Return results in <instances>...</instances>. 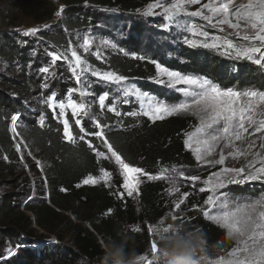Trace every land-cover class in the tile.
I'll return each mask as SVG.
<instances>
[{
    "label": "trees",
    "instance_id": "16d2710c",
    "mask_svg": "<svg viewBox=\"0 0 264 264\" xmlns=\"http://www.w3.org/2000/svg\"><path fill=\"white\" fill-rule=\"evenodd\" d=\"M154 1L61 0L65 9L57 16L59 8L54 0H11L6 4L0 0V23L4 24L7 19L13 21L17 15L29 17L37 24L56 22L59 31L53 35L45 33V42L52 41L63 47L69 41L68 34L62 32L64 28L73 31L90 26L89 18L81 15L84 6L115 8L136 15L137 11ZM141 18L133 19L129 25L136 36L129 35L127 41L135 46L146 37ZM145 47L152 49L150 43ZM179 47L184 56L177 55L186 63H181L178 70L185 71L187 67L194 73L204 72L210 80L223 87L247 84L264 90V70L259 66L247 62L226 65L230 63H222L210 51ZM163 64L178 63L166 60ZM30 66L29 52L19 47L15 37L7 31L1 34L0 258L6 256L7 249L17 245L21 247L17 254L0 261V264H102L104 242L115 238L122 227L131 230L133 226L141 229L143 244L136 240V248L144 253L150 249L153 239L149 227L162 218L170 219L172 206L165 200L163 185L144 181L138 202H135L126 194L121 197L108 186L83 184V179L89 175L98 176L103 170H108L114 178L119 176V170L112 161L100 159L97 152L89 148L87 141L91 140L96 145V138L85 137L83 141L77 138L74 142L64 138L62 121L40 100L44 89L42 80L38 74L29 71ZM106 67L126 77L146 79L157 76L155 64L150 59L139 63L128 57L113 56ZM18 112L20 118L16 122V131L25 144V148L22 146L25 164L15 148L18 139L10 131L11 119ZM41 117L45 119L44 126L39 123ZM68 119L74 136L83 135L70 112ZM173 121H177L178 126L181 124L178 119ZM128 122L126 126H130ZM158 125L144 124L123 131H109L106 137L125 162L141 167L149 174H157L165 166H195L196 159L184 145L182 131L164 127V123L160 127ZM260 191L261 188L251 187L245 192L254 195L250 192ZM32 193L34 196L30 198ZM191 204V220L184 225L206 233L209 259L214 260L230 251L233 244L226 230L207 220ZM51 234L57 236L58 242L45 244ZM36 240L42 242L40 247L34 245Z\"/></svg>",
    "mask_w": 264,
    "mask_h": 264
},
{
    "label": "snow or ice",
    "instance_id": "6c2138e0",
    "mask_svg": "<svg viewBox=\"0 0 264 264\" xmlns=\"http://www.w3.org/2000/svg\"><path fill=\"white\" fill-rule=\"evenodd\" d=\"M197 4H201V0H155V2L147 5L144 15L161 14L167 21L174 23L178 29L189 32L193 36L205 38L203 41L186 39V42L192 48L203 47L216 50L223 48V55L234 56L237 59H247L264 69V0H247V3H241L238 6H236L235 0H208L199 9L189 10L192 5ZM156 9H160L161 12L156 13ZM61 12H63V6L56 15L59 16ZM192 17L202 18L212 27L219 28L221 32L225 31L222 26H227L228 29L233 30V34L242 42L234 43L232 39L226 37L221 40L219 36L213 37L209 42L207 40L209 33L193 23L190 19ZM38 31V28H29L23 34L25 36L34 35ZM91 45L92 40L90 38L84 39L83 47L85 50ZM49 55L53 62L61 59L68 60L67 56L56 52H51ZM96 55L99 56L100 53L97 52ZM71 56L74 58V66L71 70L75 75L76 82L82 84V87L71 89L67 94V98H62L59 101L56 99V95L52 94L45 100V103L54 113L57 108L59 109V116L63 117V136L69 142H74L77 138L83 141L89 135L100 139L103 145L106 146L108 153L115 158L120 166L124 177L122 187L127 191V196L132 197L134 193L139 194V186L142 182L141 176H147L149 179H161L169 172V169L161 168L159 176H151L143 168L125 162V158L107 139L98 120L96 125L100 130L87 133L84 132L83 127H80L79 131L84 132V135L74 136L67 112V110H71L74 117L82 118L88 115L90 105L81 99H73L72 95L78 93V98L91 95L87 91L90 85L86 81H82V76L86 72H90L92 76L105 82L117 84L124 82L127 77L111 71L100 72L92 69L91 65L87 64L75 50L71 51ZM153 63L159 74L156 83L182 93L183 99L169 104L158 100L147 91H141L134 86L125 87L122 90L123 96L135 97L141 108L140 113L129 112L128 115L137 116L142 114L153 121L177 114H191L198 118L199 125L195 127L194 132L187 134V147L195 152V158L198 162L212 166H223L218 171H213L204 181L207 187L199 189L202 193H210L204 200V204L208 207L203 211V216L226 228L228 235L236 242V246L228 254L229 259L225 261L224 257H220V262L222 264H264V197L254 203L241 204L238 200H231L228 193L220 191L229 184L264 179V166H255L256 161H264V155L260 151L252 153L251 150L255 147V143L254 141H248V137L256 133H264V91L252 87L243 90L231 86L221 87L219 83L207 77L172 70L155 61ZM40 71L48 73L49 68L44 67ZM108 98V92L98 95L100 109H105ZM124 102L127 103L128 101L125 100ZM107 110L115 112L116 108L112 106ZM19 118V115L12 117L13 132L16 131V121ZM81 118L75 119V125L81 126ZM39 123L44 126V117L40 118ZM221 141L225 142V147H230L233 150L227 154V157L221 151L218 159H207V157L213 155ZM235 142H246V148L237 146ZM87 143L89 148L96 150L91 140H88ZM260 148L264 150V143L260 144ZM96 154L105 156V153L100 151H97ZM250 154L254 155L256 160L248 164L247 170L244 167L224 166L228 157L235 159ZM4 159H7V157H4ZM179 175L183 176V173ZM110 179L111 174L104 171L100 177L89 175L83 179L82 183L96 185L100 181L107 182ZM186 179L198 181L200 177L191 175ZM172 191L179 192L180 189L173 184ZM119 195L123 197L124 194L119 193ZM184 195L186 197L187 193ZM181 203L183 201L176 203L175 207L180 209ZM173 217L177 218L176 216ZM181 223H183V218H181ZM131 230L134 232L141 231L136 226H133ZM149 231H152L151 227H149ZM151 248L154 252L156 251L155 240L151 241ZM13 254V251L9 249L8 255ZM144 259L146 264H152L146 256Z\"/></svg>",
    "mask_w": 264,
    "mask_h": 264
},
{
    "label": "rangeland",
    "instance_id": "374dc122",
    "mask_svg": "<svg viewBox=\"0 0 264 264\" xmlns=\"http://www.w3.org/2000/svg\"><path fill=\"white\" fill-rule=\"evenodd\" d=\"M11 0H3V3L6 4ZM58 6V12L63 6V10L65 9V5L61 3V0H54ZM155 2V1H154ZM208 0H201V4L192 5L189 10L194 11L199 9L203 3H207ZM153 3V2H152ZM241 3H247V0H235L236 6ZM147 7V6H146ZM145 8L137 11L136 15L126 14L123 11H119L115 8H97V7H89L84 6L82 16H86L91 21L90 26L83 27L82 29L68 31L66 28L62 30V32L68 34L69 41L63 47L56 45L52 41L45 42V33H54L59 31L56 27V22H45L44 24H37L29 17H23L21 15H17L13 18V21L7 19L4 24L0 23V35L4 34L6 31L13 35L17 40L19 47L27 50L29 52V56L31 58V66L29 67V71L32 73L38 74V78L42 80V87L43 93L40 95V100L42 103H45V100L52 94L56 95V99L59 101L60 99H66L67 94L73 88H81L82 84H78L75 80V75L72 72V67L74 66V58L71 56V51L75 50L79 55H81L82 59L87 62V64L91 65V68L100 72L105 71H112L108 69L106 66L108 65V61L112 59L113 56H122L128 57L134 61L139 63L145 60H151L152 62L155 61L157 63L163 64L166 60H171L177 62L178 64L169 65L172 70H178L180 68L181 63H186L185 59L181 56H184L180 53L179 46L191 48L194 50H198V48L206 51H210L214 53L216 58L220 60L222 63H230L226 65H232V63H241L247 62L253 64L255 67L259 66L256 65L254 62L249 61L247 59H237L234 56H226L223 55V48L216 50V49H208L203 47L192 48L186 42V39H196L198 41L205 40L204 37L193 36L191 33L183 31L182 29H178L174 23H170L167 19L162 16L161 14H154V15H144ZM81 11V12H82ZM156 13H160V9L155 10ZM62 13V12H61ZM207 14V12H206ZM141 18L142 27L145 28L146 37L144 41H139L137 46L134 44L129 43L127 40L129 35H134V32L130 31L129 25L133 19ZM187 19V18H186ZM193 23L197 24L201 27L203 31L209 33L207 40L210 42L211 39L215 36L221 37L223 40L225 37L228 39H232L234 43H241L240 39L233 34V30L228 29L227 26L224 27L225 31H219V28H214L209 25L206 21H204L200 17H192L190 18ZM47 25V27H45ZM56 25V26H55ZM29 28H38L39 31L34 35H27L25 36L23 33ZM53 35V34H52ZM136 36V35H134ZM91 39L92 45L85 50L83 47L84 39ZM107 42V43H105ZM145 42V43H144ZM144 43V44H143ZM146 43H150L152 49L148 50L145 47ZM39 46V48H38ZM179 47V48H178ZM175 48V49H173ZM176 49L178 52H176ZM175 50V51H174ZM56 52L58 54H62L68 57V60L61 59L59 61L53 62L49 53ZM99 52L100 55L97 56L96 53ZM180 54L179 56L177 55ZM96 60L98 63H95ZM187 65V64H185ZM48 67L49 72L44 73L41 72L40 69ZM260 67V66H259ZM187 70L181 71L182 73L190 74V75H197V76H204V72L194 73L192 69L185 68ZM157 70V69H156ZM264 70V69H263ZM116 73V72H115ZM12 74V73H10ZM118 74V73H117ZM13 75V74H12ZM119 75V74H118ZM126 77V76H125ZM159 78V74L157 71V76L154 78H138V77H128L127 79L120 83H111L105 82L100 80L97 77L91 75L90 72H86L85 75L82 76V81H86L90 87L87 89L91 95L85 96L83 98H78V93L72 94L73 99H81L86 104L90 105L88 109V115L84 117H74V119L81 118L82 124L80 127H83L84 132L91 133L97 130L96 121L100 122V125L103 128L105 134L109 131H123L124 129H132L135 127H142L144 124L146 126H155L157 123L160 127L162 123H164V127H171L174 130L182 131L183 142L186 148L192 152L195 157V152L192 149L187 147V134L194 132L195 127L199 125V120L197 117L191 114H177L172 116H165L163 119L160 120H151L149 117L139 114L137 116H130L128 115L129 112H137L140 113L141 108L139 105V101L135 97H124L122 94V90L125 87H135L141 91H147L151 95L155 96L158 100L165 102V103H176L183 99L182 93L177 92L175 89H170L163 84L156 83V79ZM208 78V77H207ZM166 79V78H164ZM209 79V78H208ZM46 85V86H45ZM180 87V86H178ZM223 87V86H221ZM252 87L256 90L264 91L258 87L247 86V84H243L237 87H234L238 90H243L245 88ZM103 92L109 93V98L106 101L105 109H100L98 105V95L102 94ZM127 100L128 102L125 103L124 101ZM115 106L116 111H108L107 109ZM34 110V107H31ZM67 112L71 113V110H67ZM56 115L60 120H63V117L59 116V109L55 111ZM173 119H178L181 124L178 126L177 121H173ZM129 121L127 124L131 123L130 126H126V121ZM136 124V125H135ZM252 130L250 129V132ZM84 132L83 135H84ZM15 139H18L15 142V145H19L17 149L21 153L22 162L25 164V156L23 154L22 146L25 148V144L23 139L19 135L18 131H15ZM18 134V135H17ZM247 136V134H246ZM86 137H94L95 136H86ZM264 133H256L253 136L248 137V141H254L255 147L251 150L252 153L256 151H260L262 155H264V150L260 148V144L264 143ZM96 145H93L96 149L95 151L104 152L105 156H98L100 159H108L112 161L115 166L118 168L117 171L118 177H114L111 175V179L107 182L100 181L97 185H104L110 188H113V192L123 193L127 195V191L122 187L124 177L122 175L121 169L119 164L115 161L114 157H111V154L108 153L107 148L103 145L100 139H97ZM237 146L242 148H246V142H235ZM195 147V145H194ZM233 149L230 147H225V142L221 141L216 151L213 153L211 157H207L210 160H216L219 158V154L221 151L227 157V154L232 151ZM32 158L35 162H38L37 158L32 155ZM196 159V158H195ZM256 160L254 155L250 154L245 157H238V158H231L228 157L225 161L224 166L228 167H244L247 170L248 164L252 161ZM256 167L264 166V161H256ZM221 167L220 165L212 166L208 164H204L202 162H198L196 160L195 166L189 165H171L165 166L163 168L169 169V172L165 174V176L161 179H149L147 176H141V184L144 181H151V182H160L164 187V197L166 202L171 204L172 210L169 212L170 219L173 216L177 217V222H181V218H183L184 222H189L191 218L189 217L190 210L189 205H193L194 208L199 210L201 213L205 209H207V205L204 204V200H206L207 196L210 194L208 192H200L199 189L201 187H207L204 181L208 178L209 175L213 171H218ZM104 171L103 170L98 176L100 177ZM109 172V171H108ZM110 173V172H109ZM183 173V176L179 174ZM111 174V173H110ZM151 176H159L160 171L157 174H150ZM191 175H198L200 180L198 181H191L190 179H186V177H190ZM117 184H120L117 185ZM141 184L139 188L141 187ZM173 184L180 189L179 192L172 191ZM254 187L255 189L261 188L259 193L250 192L252 194H247L245 191L247 189H251ZM264 179L262 180H254V181H247L245 183H237V184H229L226 188L221 189V192H225L229 194V198L231 200H238L241 204L247 203H254L257 200H260L264 197ZM246 189V190H245ZM185 193L187 196L185 197ZM193 196V198L191 197ZM34 196L32 193L31 197ZM140 196L139 194L134 193L131 197L135 202H138ZM191 202L189 203V199ZM183 201L181 203L180 209L175 207L176 203ZM206 218V217H205ZM74 219V216H73ZM169 219V220H170ZM207 219V218H206ZM208 220V219H207ZM210 221V220H209ZM215 225L223 228L220 224L216 223L215 221H210ZM153 228V226L151 227ZM228 234V230L224 228ZM43 232V231H42ZM151 235L153 236V232L150 231ZM63 234V233H62ZM229 236V235H228ZM230 237V236H229ZM52 238L55 239V242H51L50 244H55L58 242L57 236L55 234H51L50 238L47 241H50ZM231 238L233 248L236 246L235 240ZM136 240L138 244L142 243L141 231L136 232ZM153 239H151L152 241ZM45 244H48V242ZM42 242L36 240L34 245L41 246ZM16 246V245H15ZM16 247L10 248L14 254L19 252V249ZM151 248V247H150ZM232 248V249H233ZM228 251L227 253H222L220 257H224L225 261L229 259L228 254L232 251ZM8 250H6L5 255L8 258H11L13 255H8ZM150 249H147L143 254H148ZM220 257L214 260L209 259L207 264H222L220 262Z\"/></svg>",
    "mask_w": 264,
    "mask_h": 264
},
{
    "label": "clouds",
    "instance_id": "9594fccd",
    "mask_svg": "<svg viewBox=\"0 0 264 264\" xmlns=\"http://www.w3.org/2000/svg\"><path fill=\"white\" fill-rule=\"evenodd\" d=\"M157 245L148 254L137 251L136 232L122 227L115 238H108L103 245L102 264H207L209 261L208 238L200 229H190L177 218H162L152 228Z\"/></svg>",
    "mask_w": 264,
    "mask_h": 264
},
{
    "label": "built area",
    "instance_id": "2783aa9c",
    "mask_svg": "<svg viewBox=\"0 0 264 264\" xmlns=\"http://www.w3.org/2000/svg\"><path fill=\"white\" fill-rule=\"evenodd\" d=\"M15 95H18V94H15ZM20 113L18 112V113H16L15 115H19ZM17 122V121H16ZM10 127H12V119H11V122H10ZM11 131V130H10ZM13 136H14V134H13ZM51 242H55V239L54 238H52L49 242H48V244H50ZM18 247V249H20V245H17ZM6 259H8V257L7 256H3L2 258H0V261L1 262H4Z\"/></svg>",
    "mask_w": 264,
    "mask_h": 264
},
{
    "label": "water",
    "instance_id": "95a60500",
    "mask_svg": "<svg viewBox=\"0 0 264 264\" xmlns=\"http://www.w3.org/2000/svg\"><path fill=\"white\" fill-rule=\"evenodd\" d=\"M19 117H20V114H19ZM18 121V120H17ZM10 130L12 131V127H10ZM12 133H14L13 131H12ZM14 137H15V134H14ZM15 148L17 149V146L15 145ZM18 150V149H17Z\"/></svg>",
    "mask_w": 264,
    "mask_h": 264
}]
</instances>
